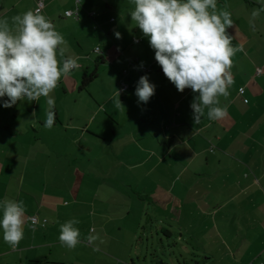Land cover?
Listing matches in <instances>:
<instances>
[{"label": "crops", "instance_id": "1", "mask_svg": "<svg viewBox=\"0 0 264 264\" xmlns=\"http://www.w3.org/2000/svg\"><path fill=\"white\" fill-rule=\"evenodd\" d=\"M36 1L0 0V19L11 21L17 14L35 10ZM77 1L79 19L65 18L64 11L74 9ZM262 5L264 0H218V8L226 7L232 14L234 26L226 31L233 37L232 44L242 51L232 58L235 83L230 95L220 98L219 106L227 109V117L211 121L205 114L195 123L190 107L192 90L180 93L164 76L147 38L131 22L129 12L134 5L130 0H44L41 13L66 30L65 38L72 37L78 47L88 41L92 30L97 31L92 36L102 39L103 51H93L95 64L99 60L102 66L117 68L119 90L121 81L130 86L121 93L122 102L136 98L141 76L147 75L156 86L150 101L139 104L142 124L135 126L139 132H132V146L116 147L117 153L122 150L127 155L122 160L125 167L134 171L142 168L143 178H155L150 180L152 188L147 195L152 212L135 216L131 209L126 210L123 219L128 225L110 226L121 214L112 209L116 205L108 204L112 196H96L99 199L82 209L85 224L81 244L74 250L62 247L60 227L49 225L58 214L53 190L56 166L51 162L56 151L50 147L45 151L46 160L40 159V151L22 144L27 132L10 129L0 114V202L23 201L25 216L35 214L47 220L44 228L33 231L25 219L24 239L20 249H14L18 251L13 252L14 261L12 251L4 250L0 230V262L186 264L201 256L202 264H264V13L253 21L255 31L250 27L252 11ZM90 12H95L93 18L88 16ZM115 32L122 38L117 39ZM141 62L150 72H140ZM123 71H127L125 76ZM3 100L7 99L0 98V106ZM37 103L33 101L31 112L38 111ZM19 114L15 110L14 118ZM55 117L53 130L58 127L56 113ZM45 119L46 112L38 120L39 130L30 123L34 141L39 139ZM89 234H98L100 239L89 243Z\"/></svg>", "mask_w": 264, "mask_h": 264}, {"label": "clouds", "instance_id": "2", "mask_svg": "<svg viewBox=\"0 0 264 264\" xmlns=\"http://www.w3.org/2000/svg\"><path fill=\"white\" fill-rule=\"evenodd\" d=\"M130 2L134 5L129 12L131 22L147 38L164 76L178 92L192 90L194 98L190 107L195 123L205 114L211 121L226 118L228 112L219 106L220 98L226 99L230 95L229 89L235 83L231 72L232 58L242 51L241 47L232 44L233 37L226 31L234 26L231 12L226 7L218 8V0ZM261 13H264V5L251 13L253 31V21ZM114 35L117 39L122 38L119 32ZM66 51L65 37L39 9L17 14L11 21L0 19V98L7 97L3 107L11 108L18 101L38 102L41 97L53 105L51 97L62 76L66 77L80 67L74 58L66 56ZM155 87L147 75L141 76L134 93L138 103L147 104L155 95ZM121 91L116 90L114 103L125 111L119 98ZM55 119V112L48 111L43 127L52 128ZM64 203L68 205L67 201ZM0 210L3 241L16 249L24 239V202L4 199L0 202ZM79 224L77 218L60 224L58 239L62 247L74 250L81 244ZM98 239V234L86 237L89 243Z\"/></svg>", "mask_w": 264, "mask_h": 264}, {"label": "rangeland", "instance_id": "3", "mask_svg": "<svg viewBox=\"0 0 264 264\" xmlns=\"http://www.w3.org/2000/svg\"><path fill=\"white\" fill-rule=\"evenodd\" d=\"M56 29L65 37L66 30L61 29L59 25H56ZM96 32L91 31L92 34ZM92 34H89L88 41H84L80 47L76 45L72 37H69L68 40L65 38L67 40L66 56L74 58L80 67L71 71L66 77L62 76L51 97L53 105L50 106L48 99L41 97L37 103L39 109L35 115L31 112L34 110L33 102L27 100L18 101L11 108L0 106V114L5 116L6 126L15 131L22 129L27 132L25 142L22 143L26 149L40 151L39 158L44 161L46 160V149L51 147L56 151L51 162L55 161L54 165L56 166L53 173L56 174L57 184L53 190L56 192L54 194V204H56L54 209L58 214L55 219H50L49 225L60 227V224L65 221L77 218L80 220L77 227L81 233H83L82 227L85 224L82 223V209L88 207L86 205L88 202L99 199L96 196H99L100 199L102 196H112L108 204L116 205L112 209H116L115 212L119 211L121 214L118 221H112L110 226L128 225L129 222H124L123 219V216H126V210L131 209L132 215L136 214L135 216H140L148 210L152 212V206L147 204L149 201L147 195L152 188L149 186L150 180L155 181L152 175L150 177L145 175L146 178H143L140 175L142 168L134 171L125 167L122 160L127 155L123 154L122 150L117 153L116 147L121 149L132 146L133 130L139 132L137 131L138 127L135 129V126L140 127L142 124L139 119L141 114L139 104L141 103H138V97H136L132 101H121L125 111L115 106L116 90H119L115 78L116 75L118 76V71L116 67L102 66L99 60L95 64L94 49L96 47L101 51L103 49L101 36V40L98 41ZM92 72H95L97 78L93 79V82L86 83L82 90L79 89L82 76L88 78ZM123 97L124 94H120V100ZM4 98L7 99V97ZM0 105L2 104L0 103ZM17 109L20 114L14 118V111ZM50 110L57 115L58 127L54 130L42 127V132L40 136L38 135L39 139L34 141L32 138L34 131L30 129V123L34 122L35 128L39 130L38 120H41L43 114ZM113 119H116L119 125ZM113 130L115 134L112 133ZM19 145L21 146V143ZM61 153L63 154L61 155ZM138 156L145 155L138 154ZM98 182H102L100 184L103 186H99ZM39 189L41 190L42 187ZM65 201L68 202L67 206H65ZM32 215L35 214L27 215L26 219ZM128 219V217L125 218V221ZM27 225L29 226L28 223ZM19 249L20 246H18ZM4 250L12 251L9 253L11 260L14 261L16 258L14 253L18 251H14L7 244ZM186 259L190 258L186 257ZM4 262L1 261L0 264H7ZM197 262L202 264L203 258L196 257L193 263L187 261L186 264H196Z\"/></svg>", "mask_w": 264, "mask_h": 264}, {"label": "built area", "instance_id": "4", "mask_svg": "<svg viewBox=\"0 0 264 264\" xmlns=\"http://www.w3.org/2000/svg\"><path fill=\"white\" fill-rule=\"evenodd\" d=\"M78 1L76 2V6L74 9L72 10H67V11H64L63 13V16L65 18H71L73 20H78L79 19V8H78ZM44 7V0H38L36 1V7H35V10L36 9H39L40 11L43 9ZM88 16L93 18L95 16V12H90L88 13ZM111 21H113V19H111ZM138 40H134V42L137 43ZM94 53L95 54H101V50L100 48L96 47L94 49ZM140 72L141 73H144V72H150V69L148 67H140ZM123 76L126 75V71H123L122 73ZM130 88V86L125 82V81H121L120 83V90H123L121 91V93H124L126 91H128ZM213 147L210 148V151H212ZM27 223L29 224V227L30 229L33 230V225H35V229L38 228V227H42L44 228L46 225H47V220L46 219H39L37 215H32V216H28L27 217Z\"/></svg>", "mask_w": 264, "mask_h": 264}, {"label": "trees", "instance_id": "5", "mask_svg": "<svg viewBox=\"0 0 264 264\" xmlns=\"http://www.w3.org/2000/svg\"><path fill=\"white\" fill-rule=\"evenodd\" d=\"M95 78H96V75H95L94 73H91V74L88 76V78H82V79H81V84H80V88H79V89L82 90V89L84 88V86L86 85V83L92 81V80L95 79Z\"/></svg>", "mask_w": 264, "mask_h": 264}]
</instances>
